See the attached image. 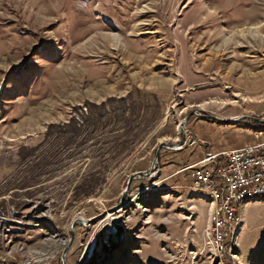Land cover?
I'll return each instance as SVG.
<instances>
[{
	"label": "rangeland",
	"instance_id": "374dc122",
	"mask_svg": "<svg viewBox=\"0 0 264 264\" xmlns=\"http://www.w3.org/2000/svg\"><path fill=\"white\" fill-rule=\"evenodd\" d=\"M2 82L0 264H264V197L221 258L209 199L178 173L264 124L191 117L110 211L191 110L264 119V0H0ZM77 218L94 220L71 236Z\"/></svg>",
	"mask_w": 264,
	"mask_h": 264
},
{
	"label": "built area",
	"instance_id": "2783aa9c",
	"mask_svg": "<svg viewBox=\"0 0 264 264\" xmlns=\"http://www.w3.org/2000/svg\"><path fill=\"white\" fill-rule=\"evenodd\" d=\"M178 173L186 175L192 190L209 196L212 244L222 258L229 244L231 226L239 220L238 202L252 194L264 195V136H255L239 147L207 151Z\"/></svg>",
	"mask_w": 264,
	"mask_h": 264
},
{
	"label": "water",
	"instance_id": "95a60500",
	"mask_svg": "<svg viewBox=\"0 0 264 264\" xmlns=\"http://www.w3.org/2000/svg\"><path fill=\"white\" fill-rule=\"evenodd\" d=\"M4 85L5 84L3 82L0 83V95L2 93ZM193 116L201 117V118L207 119V120H212L213 122H217L220 124H233L239 120H250V121H254L255 123H258V124H264V119L255 118V117H251V116H245V115L243 116L242 115V116H239L236 118L222 119V118L215 117L209 113H205L201 109L191 110L184 117V119L178 123L177 129H178V134L180 136V140L177 143H169L166 141H162L157 145L155 155H154V158H153V161H152L150 168L148 170H145V171L135 172L128 177V179L126 181V186L121 193L120 200H119L117 205H115L114 207H112L110 209L111 212H116L120 207H122L125 204L126 196H127L129 187H130L133 180H135L137 178L150 179V178L154 177V175L156 174V172L159 169V157H160V152L162 149L165 148V149L174 150V151H180L183 149V147L186 145V141H187L185 125L189 121V119ZM93 220L94 219H91L89 221H85L83 219L74 220L70 226L71 236H73V229H74L75 225H77V224L85 225L87 223L92 222ZM112 229H113V231L111 234V239L113 240V242L119 243L121 240V237H122L123 227L121 224H113ZM67 247H68V245L63 250L62 260H64V253H65Z\"/></svg>",
	"mask_w": 264,
	"mask_h": 264
},
{
	"label": "crops",
	"instance_id": "0c3cea01",
	"mask_svg": "<svg viewBox=\"0 0 264 264\" xmlns=\"http://www.w3.org/2000/svg\"><path fill=\"white\" fill-rule=\"evenodd\" d=\"M262 131H259L258 133H256L255 136H257L259 133H262ZM262 136H264V134L262 133ZM254 139V138H253ZM251 139V140H253ZM247 142H245V138L241 137V138H237V139H229V138H224V140H220L219 142L216 141V146H242L244 144H246ZM234 144V145H233ZM237 144V145H235ZM215 145H211L212 147L210 149H207L208 150H211V151H215L214 147ZM208 146V145H207Z\"/></svg>",
	"mask_w": 264,
	"mask_h": 264
},
{
	"label": "bare ground",
	"instance_id": "6f19581e",
	"mask_svg": "<svg viewBox=\"0 0 264 264\" xmlns=\"http://www.w3.org/2000/svg\"><path fill=\"white\" fill-rule=\"evenodd\" d=\"M207 196V198L209 199V196L208 195H206ZM258 197H264V195L263 194H252L251 196H246L243 200H241V201H239L238 202V209H239V205L240 204H242L243 202H245L246 200H250V199H254V198H258ZM78 219V218H77ZM76 220V219H75ZM238 221H236L235 223H234V225L233 226H231V235H230V237H229V243H230V241H231V238L233 237V234H234V231H235V227H236V225L238 224L237 223ZM210 234H211V239H212V241H213V238H214V231H213V229H212V226H210ZM217 254V253H216Z\"/></svg>",
	"mask_w": 264,
	"mask_h": 264
},
{
	"label": "trees",
	"instance_id": "16d2710c",
	"mask_svg": "<svg viewBox=\"0 0 264 264\" xmlns=\"http://www.w3.org/2000/svg\"><path fill=\"white\" fill-rule=\"evenodd\" d=\"M241 205V204H240ZM240 205H239V207H240Z\"/></svg>",
	"mask_w": 264,
	"mask_h": 264
}]
</instances>
